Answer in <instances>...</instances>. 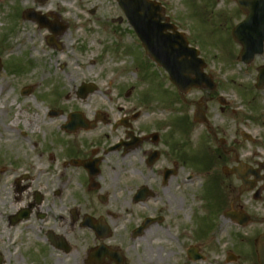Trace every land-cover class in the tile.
Here are the masks:
<instances>
[{"label": "rangeland", "instance_id": "rangeland-1", "mask_svg": "<svg viewBox=\"0 0 264 264\" xmlns=\"http://www.w3.org/2000/svg\"><path fill=\"white\" fill-rule=\"evenodd\" d=\"M151 1L164 8L169 22L185 34L191 47L199 50L207 64L206 72L218 85L214 92L193 90L188 94V134L177 126L185 116L182 108L186 99L177 100L166 72L147 57L117 0H46L41 4L35 0H0V122L27 126L33 137H49L62 133L49 131V126L64 124L68 113L82 111L95 120L97 109H101L104 117L96 129L79 131L75 136L83 139L107 135L112 142L123 135L121 126L113 131L118 119L140 113V126L171 136L177 146L182 145L186 164L178 158L171 160L179 163L177 175L169 193L161 191L160 199L153 203L157 212L147 211L145 206L138 210L145 212L142 215L137 210L127 214L107 244L121 249L128 264H259L257 239L264 233V190L259 200L254 199L255 192L248 190L238 197L241 181L226 177L221 169L236 166L237 162L253 168L264 164V89L255 87L264 54L251 65L239 62L241 47L231 34L245 13L236 0ZM31 8L52 14L51 21L66 27L53 44L49 45L52 34L48 29L23 21L22 11ZM78 31L80 35H74ZM106 64L121 66V70L109 72ZM88 83L97 88L82 103L86 108L82 110L81 100L75 94L68 99L67 94ZM29 86L33 87L32 94L21 97L19 91ZM220 96L228 102L223 112L217 102ZM198 103L203 104L207 125L193 120ZM165 104L171 108L169 116L161 112ZM56 108L63 110L64 119L47 118L48 111ZM243 133L253 140L244 141ZM160 148L166 152L168 147ZM204 150L210 154L213 167L209 170L204 169ZM216 181L226 195L224 199L220 193L218 203L212 194ZM260 187L264 189V179L256 189ZM12 195L9 173H0V202H6L3 211L8 210ZM229 210L246 213L250 222L239 226L226 218ZM153 214H160L163 222L133 241L141 216ZM223 220L229 222L224 232ZM0 235L6 238L1 230ZM76 237L77 258L49 252L51 259L43 264H83L94 236L82 231ZM192 246L198 247L202 261L188 259L187 250Z\"/></svg>", "mask_w": 264, "mask_h": 264}, {"label": "flooded vegetation", "instance_id": "flooded-vegetation-1", "mask_svg": "<svg viewBox=\"0 0 264 264\" xmlns=\"http://www.w3.org/2000/svg\"><path fill=\"white\" fill-rule=\"evenodd\" d=\"M35 1L41 4L46 0ZM25 88L19 91L21 97H26ZM179 95L186 99L182 118L187 133L188 94ZM63 114L62 109L56 108L48 111L47 118L59 119ZM140 117L139 113L123 116L113 127L116 131L121 126L123 135L112 142L107 135L79 139L67 133L70 113L64 124L49 126L51 132H62L49 137H33L27 126L0 122V173H9L13 194L7 211H3L6 202H0V230L6 236L0 235V264H43L50 261L49 252L77 258L76 235L82 231L94 236L82 262L98 264L89 260V254L106 245L123 217L145 206L147 211L157 212L153 203L160 199L161 191L169 193L177 175L179 163L171 160L178 158L186 164L187 158L182 148L177 151L171 136L140 126ZM96 124L92 129H78L88 133L96 129ZM161 145L168 147L166 152ZM17 152L22 155L17 156ZM141 219L153 221L145 231L164 220L160 214L144 215ZM98 230L107 238L99 239ZM100 261L99 264H116L108 255ZM123 264H127L124 257Z\"/></svg>", "mask_w": 264, "mask_h": 264}, {"label": "water", "instance_id": "water-1", "mask_svg": "<svg viewBox=\"0 0 264 264\" xmlns=\"http://www.w3.org/2000/svg\"><path fill=\"white\" fill-rule=\"evenodd\" d=\"M118 3L141 39L148 56L168 72L171 82L182 93L189 92L193 88H207L210 90L216 88L213 79L204 73L206 64L199 58L198 51L188 47L185 36L178 33L174 26L161 24L162 21L168 22V19L164 16V10L159 5L150 3L147 0H118ZM237 3L247 13L248 17L245 22L234 30L233 36L242 46L240 61L249 65L256 55L263 53L264 0H237ZM158 11L159 15H157ZM24 19L34 20L39 22L41 26H45L42 21L45 18L33 11L25 12ZM64 30L62 29V31ZM166 30L173 31V34L164 35L163 32ZM54 31L56 30L54 29ZM259 71L257 88L263 89L264 68ZM93 88L89 85L84 86L81 90L84 94H88ZM221 100L224 103L223 99ZM82 121L80 117H77L75 124L80 126ZM196 121H206L201 112L197 113ZM223 171L226 174L236 173L243 180L245 186L248 185L245 179L250 175H255L259 180L258 173L260 170L253 171L242 163L238 168L232 170L224 168ZM252 184L250 183V189H253ZM258 196H256L257 199ZM231 217L237 218L241 224H246L249 220L246 215L239 218L232 214ZM188 255L194 261L201 259L193 248L188 251ZM258 257L260 264H264V234L258 239ZM118 263H121V260L118 259Z\"/></svg>", "mask_w": 264, "mask_h": 264}, {"label": "bare ground", "instance_id": "bare-ground-1", "mask_svg": "<svg viewBox=\"0 0 264 264\" xmlns=\"http://www.w3.org/2000/svg\"><path fill=\"white\" fill-rule=\"evenodd\" d=\"M74 35H80V32L78 31V32H75L74 33ZM30 40H32V39H30ZM35 50H36V48H34ZM105 67H106V69L110 72H113V71H115V70H117L118 68H120L121 66H112V65H110V64H106L105 65ZM120 70H121V68L119 69V72H120ZM76 90L75 89H73L72 91H70L69 92V94H68V97L70 98L71 96H73L76 92H75ZM90 97V96H89ZM89 97H87L84 101H86L87 99H89ZM79 108H81L82 110L83 109H86L85 107H84V104H80L79 105ZM97 114H100V113H102V110L101 109H97ZM90 113V112H89ZM17 115H19V114H17ZM153 120H155L154 119V117H153ZM185 188V187H184ZM193 206H195V205H193ZM129 222V221H128ZM228 221H226V220H223V223H222V225H221V230L224 232L225 230H226V228H227V226H228ZM146 235V234H145ZM53 256V255H52ZM55 264H58V262L56 261L55 262Z\"/></svg>", "mask_w": 264, "mask_h": 264}]
</instances>
